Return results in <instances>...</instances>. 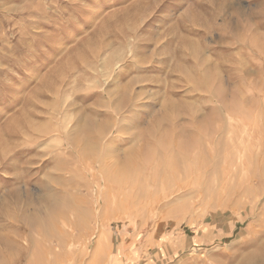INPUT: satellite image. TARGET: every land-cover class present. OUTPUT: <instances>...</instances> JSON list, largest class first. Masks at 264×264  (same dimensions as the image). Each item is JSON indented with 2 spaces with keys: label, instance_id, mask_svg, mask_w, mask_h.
Returning a JSON list of instances; mask_svg holds the SVG:
<instances>
[{
  "label": "rangeland",
  "instance_id": "rangeland-1",
  "mask_svg": "<svg viewBox=\"0 0 264 264\" xmlns=\"http://www.w3.org/2000/svg\"><path fill=\"white\" fill-rule=\"evenodd\" d=\"M254 175L264 0H0V264H264Z\"/></svg>",
  "mask_w": 264,
  "mask_h": 264
},
{
  "label": "bare ground",
  "instance_id": "bare-ground-1",
  "mask_svg": "<svg viewBox=\"0 0 264 264\" xmlns=\"http://www.w3.org/2000/svg\"><path fill=\"white\" fill-rule=\"evenodd\" d=\"M196 122V121H195ZM90 124V123H89ZM86 125V124H85ZM105 126V125H104ZM233 127V126H232ZM86 128V127H85ZM100 129V128H99ZM110 129V128H109ZM86 131V130H85ZM121 131V130H120ZM76 134V133H75ZM79 139V138H78ZM101 140V139H100ZM75 141V140H74ZM84 141V140H83ZM78 142V141H77ZM95 143V142H94ZM70 144V143H69ZM79 144V143H78ZM71 145V144H70ZM103 145V144H102ZM115 145V144H114ZM77 146V145H76ZM84 146V145H83ZM108 148H111V147H108ZM79 148H77V150H78ZM81 149V148H80ZM142 149V148H141ZM85 151V150H84ZM87 152V151H86ZM133 152V151H132ZM79 153V152H78ZM263 153V152H262ZM130 154V153H129ZM213 154V153H212ZM256 154V153H255ZM132 155H133V153H132ZM192 159V158H191ZM136 160V159H135ZM128 162V161H127ZM178 163H179V161H178ZM65 168V167H64ZM118 168V167H117ZM70 171V170H69ZM166 171V170H165ZM81 176V175H80ZM75 178V177H74ZM97 180V179H96ZM99 180V179H98ZM225 180V179H224ZM251 180H252V183H253V185H257V186H259V185H263L264 184V177L262 176V175H254L252 178H251ZM99 182V181H98ZM67 187V186H66ZM63 188V187H62ZM101 194V193H100ZM264 194V193H263ZM64 195V194H63ZM71 195V194H70ZM65 197V196H64ZM66 198V197H65ZM64 198V199H65ZM153 198V197H152ZM59 199V198H58ZM63 199V200H64ZM97 199V198H96ZM168 199V198H167ZM67 200V199H66ZM53 201H54V199H53ZM56 201V200H55ZM58 202V201H57ZM61 202V201H60ZM63 202V201H62ZM65 202V201H64ZM96 202V201H95ZM152 202V201H151ZM72 203V202H71ZM59 205V204H58ZM102 205V204H101ZM54 207V206H53ZM56 208V207H55ZM54 208V209H55ZM96 208V207H95ZM57 210V209H56ZM94 213V212H93ZM65 214V213H64ZM96 215V214H95ZM46 218V217H45ZM59 218V217H58ZM32 219H34V218H32ZM44 220V219H43ZM42 220V221H43ZM60 220V219H59ZM48 222V219L46 220V223ZM44 224H45V221H44ZM51 226H53V221L51 220ZM55 227H57L56 225H55ZM53 228V227H52ZM58 229V228H57ZM56 229V230H57ZM61 230H63V229H61ZM54 231H55V228H54ZM62 233V232H61ZM57 234V233H56ZM59 234V233H58ZM66 234V233H65ZM63 235V234H62ZM72 235V234H71ZM54 236V235H53ZM57 236V235H56ZM57 238V237H56ZM77 238V237H76ZM72 239V238H71ZM66 240V239H65ZM70 241V240H69ZM65 242V241H64ZM63 243V242H62ZM61 244V243H60ZM68 244V243H67ZM63 245V244H62ZM75 252V251H74ZM73 252V253H74ZM86 254V253H85ZM75 255V254H74ZM56 256V255H55ZM69 256V255H68ZM73 256V255H72ZM57 258V257H56ZM256 260H257V258H255ZM254 259V260H255ZM262 260V259H261ZM264 262V261H263ZM241 264V263H240ZM256 264H262V261H257L256 262Z\"/></svg>",
  "mask_w": 264,
  "mask_h": 264
}]
</instances>
